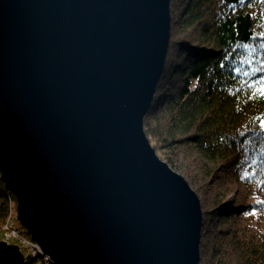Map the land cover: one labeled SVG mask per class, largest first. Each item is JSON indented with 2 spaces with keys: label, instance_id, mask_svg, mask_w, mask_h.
<instances>
[{
  "label": "water",
  "instance_id": "95a60500",
  "mask_svg": "<svg viewBox=\"0 0 264 264\" xmlns=\"http://www.w3.org/2000/svg\"><path fill=\"white\" fill-rule=\"evenodd\" d=\"M171 4L0 0V178L52 264H200L201 200L144 128Z\"/></svg>",
  "mask_w": 264,
  "mask_h": 264
},
{
  "label": "trees",
  "instance_id": "16d2710c",
  "mask_svg": "<svg viewBox=\"0 0 264 264\" xmlns=\"http://www.w3.org/2000/svg\"><path fill=\"white\" fill-rule=\"evenodd\" d=\"M171 13L145 131L156 146L194 145L213 164L212 180L245 190L224 204L215 196L203 212L200 264L204 255L210 264H264V97L253 83L264 76L254 71L264 62V0H172ZM10 197L0 178V227Z\"/></svg>",
  "mask_w": 264,
  "mask_h": 264
},
{
  "label": "rangeland",
  "instance_id": "374dc122",
  "mask_svg": "<svg viewBox=\"0 0 264 264\" xmlns=\"http://www.w3.org/2000/svg\"><path fill=\"white\" fill-rule=\"evenodd\" d=\"M191 30L194 32L193 35L198 37L199 31ZM183 144L175 143L169 148L152 145L158 156L167 162L176 172L182 174L190 186L196 191L201 200L203 212L211 205L215 196L218 198L217 201L224 204L233 200L236 195L238 196V192L245 191L243 186L235 180L227 181L224 184H219L215 182L216 180H212L213 164L201 156L194 145ZM15 216H17V213H15ZM16 222L20 226L18 220ZM203 261L205 264H210L205 255Z\"/></svg>",
  "mask_w": 264,
  "mask_h": 264
},
{
  "label": "built area",
  "instance_id": "2783aa9c",
  "mask_svg": "<svg viewBox=\"0 0 264 264\" xmlns=\"http://www.w3.org/2000/svg\"><path fill=\"white\" fill-rule=\"evenodd\" d=\"M15 213H17V202L15 198L10 197L8 216L0 227V240L17 245L25 260L29 257L40 256L47 264H52L49 256L42 255L40 245L30 235L24 234L25 229L16 222L17 216H15Z\"/></svg>",
  "mask_w": 264,
  "mask_h": 264
},
{
  "label": "snow or ice",
  "instance_id": "6c2138e0",
  "mask_svg": "<svg viewBox=\"0 0 264 264\" xmlns=\"http://www.w3.org/2000/svg\"><path fill=\"white\" fill-rule=\"evenodd\" d=\"M255 72H264V62L261 63L260 67H257L255 70ZM248 73L245 72V75H247ZM254 85L255 84H259L260 85V91H259V95H261L262 97H264V76H262L260 78L259 81H255L253 82ZM262 126H264V122H262Z\"/></svg>",
  "mask_w": 264,
  "mask_h": 264
}]
</instances>
